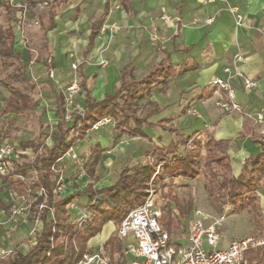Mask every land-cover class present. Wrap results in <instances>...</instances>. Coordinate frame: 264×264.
<instances>
[{"label": "crops", "instance_id": "crops-1", "mask_svg": "<svg viewBox=\"0 0 264 264\" xmlns=\"http://www.w3.org/2000/svg\"><path fill=\"white\" fill-rule=\"evenodd\" d=\"M63 1H72L73 10L65 12L58 22L56 20L58 12L55 8L47 12V23L44 24L43 29L46 39L47 34H51L53 40L49 37L48 39L56 45L64 39L66 32L71 35L76 34V37L72 38L74 48L79 49L82 58L95 56L97 63L104 62V58L108 62L106 66L98 69L84 64L79 68L82 75L81 82L84 83L82 87L84 106L87 92L92 98L100 100L107 93L117 90L125 68L133 78L142 79L157 65L163 63L173 66L174 74L167 76L164 84H157L149 94L137 100L138 104H153L146 112L154 107L159 109V112L149 118L151 122L165 120L167 126L176 128L177 132L185 134L186 123L183 121V128L180 120L182 122L184 117H188L194 130L187 135L195 139L198 137L205 141L222 142L219 145L220 151L228 155L230 173L233 176L240 174L249 157L264 152V0H227L230 6L237 7L242 14L241 25L235 24L233 13L229 11L227 4L219 1L213 3H203L199 0ZM209 18L212 19L207 22ZM99 19L101 27L112 24L115 25V30L101 34L100 27V29L95 28L97 31L93 34V27H95L93 23ZM150 33L159 37L158 43H162L163 46L158 48L161 47L162 50L155 51L150 45ZM15 46L21 49L18 37L15 38L14 35L13 50ZM101 49H105L102 54L98 53ZM15 52L18 53L17 60L23 64L20 52ZM237 56L240 58L238 59ZM226 67H229V72L225 71ZM92 72H97L95 82L88 85L87 81ZM228 76L234 91V101L240 106V110L222 107L221 102L227 99L225 92L209 85L212 78ZM245 77L255 80L256 86L251 89L245 88L243 84ZM60 92L54 93L55 111L56 98ZM9 97L0 105V110ZM33 109L34 106L29 111ZM20 114L6 113L0 115V118L13 119ZM55 119L57 123V118ZM110 122L113 124L112 121ZM111 126L113 128V125ZM154 128L161 129L156 131L158 141L150 135ZM143 129L151 139L132 136L146 145L142 152L144 159H135L134 164L151 160L153 157L151 150L154 144L164 146L169 150L167 143H170L172 147V141L175 140V133L159 125ZM37 137L23 142L36 140ZM120 137L116 140L114 138L110 143L106 135L99 136L91 142L94 144L87 147L88 161L91 159L90 148L92 146L98 144L102 149L99 162L94 168L96 173L94 181L97 189L113 184L118 179V173L127 165L125 162L126 164L120 166L115 175L112 174L118 161L112 151L115 145H118L116 141L118 142ZM161 140L165 142L160 144ZM180 146L183 145L178 146V152L183 151L180 150ZM22 148L30 147L22 146ZM131 151L128 148L125 149L122 156L131 159L132 155H135ZM3 176L0 175V225L5 222L4 213L10 206L7 193L11 186L8 182L3 183ZM87 182L86 173V178L69 193L81 191ZM82 198L86 203L87 197L83 196L80 199ZM38 221L40 231L42 222ZM1 227L4 226H0V242L5 246L12 247L22 240L26 233V230H20L16 231V237L11 235L3 238ZM104 227L107 230L104 231ZM114 229L113 222L108 221L97 235L89 239V242L97 247L98 243L108 239ZM119 257L122 264L123 262L127 264V260L130 259L129 256L125 257L123 254Z\"/></svg>", "mask_w": 264, "mask_h": 264}, {"label": "rangeland", "instance_id": "rangeland-1", "mask_svg": "<svg viewBox=\"0 0 264 264\" xmlns=\"http://www.w3.org/2000/svg\"><path fill=\"white\" fill-rule=\"evenodd\" d=\"M4 1V5L0 4V35L6 33L7 28L12 27L15 31V38L18 37L21 46L20 50L18 46H15L14 50L20 52V59L23 64L20 65L19 60L11 61L0 55V105L9 97V88H16L28 94L34 103L32 111H25L13 119L9 117L0 118V147L6 143L12 146L10 154L15 166V163H23L33 157L32 150L22 148L21 142L36 138L38 134H41L44 135V139L40 142L47 145L51 144V133L56 125L54 93L61 91L65 94L67 98L65 104L66 120L70 123L72 115L84 107V91L81 86L82 75L79 68L84 64L98 69L106 66L108 62L104 58L105 63H97L95 56L82 58L79 49L74 48L72 38L76 37V34L71 35L66 32L64 39L56 45L48 39V37H52L51 34H47V39L44 36L43 29L44 24L47 23V12L55 8L58 12L56 16L58 22L65 12L68 13L69 10H73L74 3L72 1L47 0L46 4L44 3L46 0ZM114 30L115 25L107 24L101 27L100 33L104 34ZM154 36L155 34L150 33V45L155 51L162 50L161 47L160 49L158 47L163 46V44L158 43V36V40L154 43L152 40ZM104 50L101 49L98 53L102 54ZM96 73L92 72L89 75L88 85L95 82ZM152 105V103L138 104L136 114H144ZM183 121L186 123V128H184ZM180 123L185 129L186 135L193 132L194 129L191 126V121H188V117H184ZM159 130L161 129L154 128L150 132L156 141H158L156 131ZM116 134L114 124L110 121L93 126L87 135L74 145L72 151L58 160L54 170L60 172L58 193L61 197L71 194L69 192L77 188L79 182L86 178V163L89 159L87 147L94 144L91 142H94L99 136L104 137L106 135L109 142L112 143ZM147 135L149 136V134ZM161 137L163 136L161 135ZM161 142H165V140H161L160 144ZM116 143L118 145H115L112 153L118 161L112 172L113 175L125 162L131 166L135 159H144L142 152L146 145L142 141L134 139L131 135L123 134ZM187 145V148L194 146L198 148L195 174L192 176L169 175L160 167L157 175L151 180L150 186H147V188L154 190L156 202L161 207L163 215L166 212L172 220V224L168 227H164L161 221L163 229L168 231L175 242H183L187 221L192 217L193 211L198 209L206 216L207 223L219 222L218 231L221 234V241L218 247H225L232 239L261 233L264 230V187L257 188L253 193L257 199V205H250L247 209L233 211L229 189L223 187L224 183L226 184L223 162L217 163L213 159L210 160V156L205 154L207 145L203 138L197 137L195 143L191 141ZM167 146L169 150H172L170 143H167ZM127 148L130 151L132 149L131 152L135 154L132 157L130 155L131 159L122 156L123 151ZM184 148L186 147L180 146V150H185ZM216 149L220 150L221 148L217 147ZM149 157L147 159H150ZM34 177L35 173L30 171L25 180L28 184H32ZM11 178L16 179L18 175L13 174ZM35 192L36 190H31L30 196L19 197L9 187L7 194L10 206L4 213L5 222L0 225L4 226L1 227V236L3 238L11 235L16 237V231L20 230H26V233L23 236L24 239L22 238L12 247L5 246L0 242V250L12 249L9 254H13L14 248L18 246L21 252H25L34 243L35 234L40 229V222L32 218L33 210L29 204L33 198L32 194ZM83 200L84 198L73 201L75 206L68 205V210L73 217L72 220H76L84 212L86 203ZM13 209H17L19 212L14 215ZM103 230L107 229L104 227ZM128 243H130V238L120 239L122 250ZM87 244L91 251L97 249L110 262L120 261V253H114L111 256L104 242L98 243L97 247H94L89 241Z\"/></svg>", "mask_w": 264, "mask_h": 264}, {"label": "trees", "instance_id": "trees-1", "mask_svg": "<svg viewBox=\"0 0 264 264\" xmlns=\"http://www.w3.org/2000/svg\"><path fill=\"white\" fill-rule=\"evenodd\" d=\"M4 3V0H0V4L4 5ZM93 26H95L94 34L97 31L95 28L100 29L101 20L95 21ZM14 35L12 27L7 28L6 33L0 35V55L11 61L18 58V53L13 50ZM173 74V66L163 63L157 65L142 79L133 78L125 68L122 71L120 87L113 93H107L100 100L92 98L87 92L86 105L72 115L70 123L66 120L64 93L60 92L57 95L55 111L57 123L51 133V144L40 142L44 139V135L41 134L36 140L23 142V147L32 149L33 159L15 163L13 172L3 176V183L8 182L18 196H30L31 190L43 189L44 193L40 195L32 194L33 200L30 204L33 210L32 218L42 222L41 230L35 234V241L27 251L21 252L16 246L13 254L0 256V264H76L84 254L91 251L87 244L89 239L97 235L108 221L113 222L115 229L104 245L109 249L111 256L114 253L122 255L117 227L129 210L144 200L148 182L153 178L158 165L169 175L192 176L195 174L198 148L196 146L187 148V144L191 141L195 143L196 139L167 126L165 120L151 122L149 118L159 112L157 107L151 108L144 114H136L138 98L149 94L157 84H164L165 78ZM83 85L84 83L81 82L82 87ZM9 91L10 97L1 108L0 115L23 113L34 106L28 94L16 88H9ZM103 118H109L113 122L117 132L115 140L122 134L150 140L151 138L143 128L159 125L175 133V140L172 141L173 149L169 151L164 146L154 144L151 150L152 160L145 163L137 162L131 166L126 165L113 184L97 189L94 168L99 162L102 149L96 144L90 148L91 159L86 163L87 184L81 191H74L61 197L57 188L60 172L55 171L54 166L70 148L87 135L94 124ZM221 143L207 140L205 154L210 156V160L213 159L217 163L223 162L226 181L223 187L229 189L232 210L239 211L247 209L250 205H257V199L253 193L257 188L264 187V152L249 157L240 174L233 176L230 173L228 155L216 149ZM179 145L185 146V150L178 152ZM30 171L35 173L32 184H28L25 180ZM13 174L18 175V178L12 179ZM83 196L87 197L85 209L90 215L78 223L72 220L68 205ZM40 204H44V207L39 208ZM159 221H162L164 227L172 224L166 212L164 215L162 213ZM246 257L251 262L257 261L264 264V249L248 250ZM115 263L122 264L118 260Z\"/></svg>", "mask_w": 264, "mask_h": 264}, {"label": "built area", "instance_id": "built-area-1", "mask_svg": "<svg viewBox=\"0 0 264 264\" xmlns=\"http://www.w3.org/2000/svg\"><path fill=\"white\" fill-rule=\"evenodd\" d=\"M199 1L203 3L219 1L227 4L229 11L233 13L235 24H242V14L238 11L237 7L230 6L227 0ZM44 3L46 4L47 0ZM211 19H207V22H210ZM152 40L156 43L158 37L155 35ZM237 58L239 59L240 56H237ZM101 63L103 62L101 61ZM229 70V67L225 68L226 72H229ZM243 84L245 88L251 89L256 86V81L245 77L243 78ZM209 85L225 92L227 99L221 102L222 107L240 110V106L234 101V91L229 76L225 78H212L209 81ZM66 99L65 96V104ZM107 121H110V119L103 118L93 126ZM72 148L69 151H72ZM11 151L12 146L9 143L0 147V175H8L15 168L10 154ZM159 169L160 165H158L153 177L157 175ZM151 180L148 186H150ZM57 188L60 189L59 185ZM42 193H44L42 188L37 189L35 192L37 195ZM69 205L75 206L73 202ZM43 207L44 204L39 205V208ZM18 212L19 210L17 209H13L12 211L14 215ZM89 215L90 213L85 209L82 215L76 218L75 221L80 223ZM161 215L162 209L156 202L154 190L147 188L144 200L131 208L121 219L117 227L119 238L125 240L132 237L130 243L122 250V254L125 257L131 255L130 259L127 260V264H261L257 261H249L246 257V252L248 250L264 249V230L258 234H250L240 239H232L225 247H218L221 241V234L218 231L219 222L213 221L207 223L206 216L196 209L193 211L192 217L187 221L184 241L175 242L168 231L164 230L161 226L159 221ZM11 251L12 249H1L0 256H7ZM76 264L115 263L107 260L98 251H90L84 254L83 258Z\"/></svg>", "mask_w": 264, "mask_h": 264}]
</instances>
